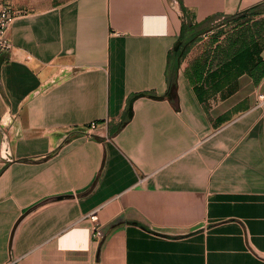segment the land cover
I'll list each match as a JSON object with an SVG mask.
<instances>
[{
	"label": "crops",
	"instance_id": "0c3cea01",
	"mask_svg": "<svg viewBox=\"0 0 264 264\" xmlns=\"http://www.w3.org/2000/svg\"><path fill=\"white\" fill-rule=\"evenodd\" d=\"M6 1L0 264H264V0Z\"/></svg>",
	"mask_w": 264,
	"mask_h": 264
},
{
	"label": "rangeland",
	"instance_id": "374dc122",
	"mask_svg": "<svg viewBox=\"0 0 264 264\" xmlns=\"http://www.w3.org/2000/svg\"><path fill=\"white\" fill-rule=\"evenodd\" d=\"M260 11V9L256 10ZM248 12V11H247ZM233 13L223 15L204 24V30L189 42L190 56L195 58L201 55H211V51L217 50L215 42L221 41V46L228 37L253 38L264 29V16L256 17L255 14ZM220 38V39H219ZM214 45V46H213Z\"/></svg>",
	"mask_w": 264,
	"mask_h": 264
},
{
	"label": "built area",
	"instance_id": "2783aa9c",
	"mask_svg": "<svg viewBox=\"0 0 264 264\" xmlns=\"http://www.w3.org/2000/svg\"><path fill=\"white\" fill-rule=\"evenodd\" d=\"M20 15V12L13 10L6 0H0V56L9 52L13 48L12 41L8 35L9 28L14 22L15 18ZM259 100H262V95H257ZM97 128L95 122H91L86 128V134H89L91 131ZM91 220H96L95 212H92L89 215Z\"/></svg>",
	"mask_w": 264,
	"mask_h": 264
},
{
	"label": "trees",
	"instance_id": "16d2710c",
	"mask_svg": "<svg viewBox=\"0 0 264 264\" xmlns=\"http://www.w3.org/2000/svg\"><path fill=\"white\" fill-rule=\"evenodd\" d=\"M256 10H257L256 8H252L247 13H245L243 15H246V14H249V13L250 14L253 13V15H254L256 13ZM263 32H264V29H263L262 33ZM259 35H260V33L257 36H259ZM256 37L247 38V39H245L244 37H236V36H234L232 38L231 37H228L231 41H230V46L227 47V48L228 49L229 48L230 49L237 48L239 45L245 44L248 40H252V39H254ZM233 44H235V46H233ZM215 59L218 60V57H215ZM216 60H214V58H213V59H210L209 62L207 63V61L204 59V63H203V65H201L202 66V70L211 68L213 66V64L215 63ZM170 88H172V85H171ZM171 101H172V99H171ZM130 116H131V111L130 110H127V112H125V114L123 115L122 124L125 123L126 121H128L129 118H130Z\"/></svg>",
	"mask_w": 264,
	"mask_h": 264
},
{
	"label": "water",
	"instance_id": "95a60500",
	"mask_svg": "<svg viewBox=\"0 0 264 264\" xmlns=\"http://www.w3.org/2000/svg\"><path fill=\"white\" fill-rule=\"evenodd\" d=\"M2 61H3V56H0V64H1Z\"/></svg>",
	"mask_w": 264,
	"mask_h": 264
}]
</instances>
